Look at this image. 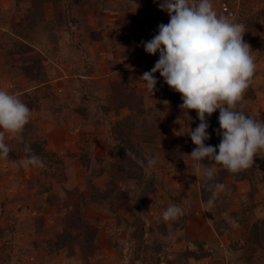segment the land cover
Wrapping results in <instances>:
<instances>
[{"label":"rangeland","instance_id":"1","mask_svg":"<svg viewBox=\"0 0 264 264\" xmlns=\"http://www.w3.org/2000/svg\"><path fill=\"white\" fill-rule=\"evenodd\" d=\"M41 1L27 0V4L19 5L17 0H0V88L25 95L35 88L44 91L50 86L54 98L64 100L67 108L63 107L59 117L49 114L47 102L45 108L49 112L44 116L41 105L35 107L33 104L29 123L45 140L52 163L59 159L72 165L75 179L66 183L68 194H63L57 205L45 203L46 206L39 209L38 203L45 197L41 194L43 163L40 167L25 166L26 157L19 152L22 148L17 138L5 133L10 154L8 159L0 160V264H63L66 260V264H140L129 261L127 251L131 247L136 256L139 225L146 240L158 234L149 230L157 220L172 231L166 240V254L158 264H169V260L178 258L188 247L196 251L198 247L193 241H204L203 248L210 254L199 261L192 257L188 264H244L249 257L256 264H264L263 248L253 251L247 240L252 225L264 219V180L255 182L243 172L225 174L221 181L224 190L206 195L202 191L206 178L194 168L185 152L189 146L190 154L195 145L182 139L189 127L194 129L198 125L196 111L189 110L194 119L188 120L184 110L174 106V98L180 94L170 89L158 72L155 73L154 94L140 79L158 59V53H146L141 44L157 32L156 26L149 21L157 15L155 12L160 14L159 20L154 19L155 25L160 20L165 24L169 21L167 13L159 9L158 0H136L137 9L130 0H79L81 9L71 11L66 25L60 24L66 20L56 12L54 0ZM59 2L64 3V0ZM220 2L234 6L237 22L245 24L244 40L253 51L256 64L252 82L239 102V110L264 120V0H213L216 11ZM30 9L41 17L36 29L25 28ZM31 29L41 34L34 39L35 43L26 39H33ZM95 29L104 37L96 35L99 38H93ZM82 39L85 42H81ZM68 46L72 50L64 56L63 51H68ZM90 56L97 59L91 78L108 89L106 93H98L102 100L94 98L84 103L88 109L84 117L75 108L82 103L79 85L89 78L84 66L86 57ZM145 56L149 57L148 61L144 60ZM122 71L137 73L138 81L131 90L141 93L139 110L146 127L151 130L154 127L158 136L157 125L162 126L168 138L144 149L145 158H155V164L148 167L139 162L143 171L138 181L119 179L117 194L105 201L111 204L108 206L103 200L92 199V188L105 190L109 186L110 164L117 160L111 149L118 144L128 149L130 143L139 140L127 133L124 145L113 134L114 124L131 113L129 108L118 105L121 92L130 91L126 84L115 80ZM108 103L112 109L104 113L103 106ZM217 113L218 110L211 119L218 122ZM217 137L215 133L213 138ZM84 156L88 158L87 166L82 164ZM132 157L137 161L134 153ZM260 163L263 167L264 158ZM209 167L213 168L215 176L221 175L222 165ZM126 190L129 192L127 198L123 196ZM72 194H81L86 204L78 201L79 196L74 200ZM209 199L213 201L211 205L207 203ZM172 203L180 204L185 214L175 220H164L162 212ZM80 211L83 213L78 217L80 225L68 229L75 236L69 240L74 254H70L67 247L57 249L55 241L64 234L63 229L70 227L66 226L64 218ZM228 220L230 229L225 228ZM216 221L225 223L219 222L217 226ZM95 232L99 245H88L87 235ZM108 243L114 244L113 248L104 247ZM107 252H116L117 262H111L114 255L104 256Z\"/></svg>","mask_w":264,"mask_h":264},{"label":"clouds","instance_id":"2","mask_svg":"<svg viewBox=\"0 0 264 264\" xmlns=\"http://www.w3.org/2000/svg\"><path fill=\"white\" fill-rule=\"evenodd\" d=\"M139 7L136 0H130ZM158 7L167 13L168 23L158 25L150 40L141 41L144 51L158 53L154 66L141 76L146 89L153 94L159 73L170 89L181 95L179 107L190 120L189 110L196 111L198 125L188 134L195 145L189 156L194 168L209 181L215 172L208 162L222 165L229 173L237 174L254 165V157L264 151V120L239 110L245 90L249 88L256 70L252 50L244 40L246 26L242 22L218 14L213 0H158ZM219 111V128L213 131L220 137L216 145L207 144L210 138L209 117ZM31 118V109L16 92L0 88V160L8 159L10 147L5 133L22 139L24 127ZM31 153L25 166H42V160ZM207 161V163H205ZM148 158L147 165L155 164ZM215 194L224 190L222 182L210 185ZM208 205L213 201L209 199ZM185 214L177 203L162 212L164 220H175Z\"/></svg>","mask_w":264,"mask_h":264},{"label":"trees","instance_id":"3","mask_svg":"<svg viewBox=\"0 0 264 264\" xmlns=\"http://www.w3.org/2000/svg\"><path fill=\"white\" fill-rule=\"evenodd\" d=\"M19 5L22 4H27V0H17ZM36 1V0H35ZM39 1V0H38ZM41 1V0H40ZM60 0H54V3L56 4V12L60 15H63L66 22H60L61 25L63 24H69V14L71 13L72 10H74L75 8L77 10L81 9L79 6V0H64L63 2H59ZM42 2V1H41ZM42 6V5H41ZM82 12H84L85 14H88V12L86 10H80ZM28 15L26 14V17H29V21L28 24H26L27 26L25 28H35L38 26V18H41L39 13L37 11H34L33 9L29 10ZM157 15H154V19L156 18V20L160 18V14H158L157 12H155ZM155 21V20H154ZM235 21H237V18L235 19ZM58 24V25H60ZM161 24V20L158 21L155 25V22L153 24V26H156L154 28L158 29V25ZM49 27H54L52 24L48 25ZM30 35H32L31 37H26V39L29 40V42H34L37 39L38 33L34 30L31 29L30 30ZM102 36L104 37V35L99 32L97 29L92 31V36L93 38H99L98 36ZM42 37V36H41ZM41 37H40V42H41ZM81 41V40H80ZM39 42V41H38ZM81 42H85L84 39H82ZM68 51H63L64 56H67L70 51L72 50V47L67 48ZM9 64L11 61H8ZM86 64H85V71L84 73L86 75H88L89 78H85L82 81V84L79 85L80 89H81V100L82 103L80 105H78L75 109L80 113H82L81 115L86 117L88 114V109L86 108L84 103H88L90 102L92 99H97L98 100H102L101 96H99V92H103L106 93V90L108 89V87L106 88L105 86H103L98 80L91 78L93 77L94 73H95V69L97 66V59L95 57H86ZM5 64V63H4ZM26 68L29 69L30 65H26ZM40 78V76H39ZM114 78H112L111 81H113ZM115 80H117L120 84L124 85L126 84L128 88V90L130 89V91H123L121 92V96H120V103L118 105L122 106L123 108L127 107L130 109L131 113L124 119L118 121L117 123L114 124V129H113V134L115 138H120V141H122L125 145V142L128 138L127 133H129L130 135H133L134 137L138 138V143H130V145H128V149H126L123 145H115L114 148L111 149V154H114L113 156L116 157V162H113L112 164H110V170L108 174L109 178V186L105 189V190H100L95 188H92V199L94 200H103V203H106V205L108 204L107 201L109 198H113V196H115L117 194L118 191V181L119 179H123V177L125 178H130L133 181H138V179L141 178L142 176V171H143V167H141L140 163H143L144 165H147V159L144 156V149L147 148V146L150 145L153 146L154 142H163L165 141L168 137L167 136V131L164 130L162 128V126L157 125L158 127L156 129H158V136L154 133V127L153 129H149L146 127L145 121L144 119L141 117L140 114V110L139 108L142 106V102L139 99L141 93H137V92H132V85L136 84V81H138L137 78V73H133L131 71H122L119 73V75L115 78ZM164 84V83H163ZM78 86V87H79ZM50 86H47V88L43 91L42 89H38L35 88L33 90H30L29 92L25 93V95L19 94L21 99L29 106V108H31V106H33V104L35 105V107L38 105H41L40 111L42 112V116L47 115L49 112V109L45 108V102L48 103V105L50 106V112L49 114L53 117H59V114L61 112L64 111L63 107H66V105H64L63 101L64 100H60L57 98H54L53 93L51 91V89L49 88ZM163 87V85H162ZM117 88V87H116ZM86 89V90H84ZM112 95V92H111ZM103 96V95H102ZM73 97V96H72ZM104 98L106 96H103ZM68 98V97H67ZM71 98V97H70ZM118 101V98L115 97ZM175 107H179V105L181 104L182 100H181V95H177L175 96ZM140 105V106H139ZM112 109L111 104H107L103 106V110L104 113H108L110 112ZM34 110V109H33ZM32 111V110H31ZM47 111V112H46ZM45 113V114H44ZM219 113V111H218ZM217 113V114H218ZM44 114V115H43ZM212 114H215L212 113ZM247 115L253 116L255 118L258 119L257 115H251L246 113ZM189 116L192 119H194V117H191V113H189ZM212 115L208 118L209 119V133H210V138L208 141H206L207 144H212V145H216L219 143L220 141V137L218 136L216 139H214L213 137L215 136V132L213 131L214 129H218L219 128V123L215 120L211 119ZM199 121V120H198ZM32 123H29V125H27L25 127V129L22 131V133H20V136L22 137V139H16V141L18 142V144L20 145V148H22L21 150H19L21 155H24L26 158L28 155H30L31 153H27L25 152V146H29L32 150V153L36 154L37 156H39V158L41 160H43V166H44V173L42 174L44 177V181H43V189L41 191V194L44 197L45 202L43 203V201H40L38 203V206L40 207L39 209H42V206L46 204L48 206H55L57 205L61 199L60 197L64 194H68L66 189H67V182H71L75 179V171L72 165H68L66 163H64L63 161H60L59 159H57L56 163H52V161L49 159L51 156V153H49L46 150V144H45V140L40 136L39 133H37L35 130L36 128L34 126L31 125ZM188 133L186 132L182 139H188L187 142H191V138L189 135H187ZM157 138V139H156ZM153 144V145H152ZM188 145V143H187ZM188 147H186L185 152L187 153V155L189 154L188 152ZM155 153L156 150L154 149ZM132 153L135 154L136 156V160L133 159L132 157ZM150 154H154L153 152H151ZM155 155V154H154ZM264 158V151L258 152L257 156L254 157V165L246 170H243L241 172L246 173L249 177V179L258 182L260 180H264V166L261 167V161ZM205 163H207V161H205ZM82 164L84 166H87L88 163V158L86 156L82 157ZM213 164H217L220 165L216 162H208V166L213 165ZM148 166V165H147ZM149 167V166H148ZM225 174H232L229 173L224 167L221 170V175L220 176H215L214 180L209 181L207 179H205L204 183L202 184V191L206 192L207 194H212V190L210 185L216 183V182H221L222 181V177ZM242 174V173H241ZM214 194V193H213ZM122 195V194H121ZM70 196V195H69ZM74 200L79 196L78 201L81 202V204H86V199L85 197H83L81 194L73 195ZM125 198H127L129 196V192L128 190H126L124 192L123 195ZM76 197V198H75ZM122 198V197H121ZM123 199V198H122ZM124 200V199H123ZM126 201H124L123 203H125ZM43 203V204H42ZM46 203V204H45ZM111 204H108V206ZM111 214L113 212V210L111 209ZM73 214V213H72ZM83 213L77 212V215H73L71 217L70 214H67V218L65 217L64 220L67 221L65 224L66 226L69 225L70 227H67L65 229H63V233L62 235L57 236V240L55 241V245L57 246V249H63V248H68V250L70 251V254H74L71 247L69 246V240L72 239L73 237H75L74 235H72L71 233H69L68 229L77 227L78 225H80L81 221L79 220V216H81ZM225 222L227 221L226 219H224ZM222 220V221H224ZM214 221V220H213ZM222 221H216V224H218L219 222H221L222 224L225 222ZM226 225V229H230V224H229V220L227 223H225ZM153 227H150L149 230H154L156 231L158 234L148 240L144 239V232L143 229H140V227H142L141 225H139L138 227V247H137V253L136 256H133L132 251L130 250L131 247H129V250L127 251V258L130 260H132L133 263H140V264H158L160 261V258L166 254V252H164L165 248L168 246V241H166L169 236V233H171L172 231L170 229L167 230V227L165 225L164 222L157 220V222L155 223V225H152ZM219 226V224L217 225ZM219 230V229H218ZM153 231V232H154ZM220 231V230H219ZM221 232V231H220ZM97 232L95 233H89L88 236V245H91L92 243L95 245H99L98 242V238H97ZM163 236V237H162ZM165 237V238H164ZM248 242L250 243V245L253 247V251H256L257 249L263 248L264 250V219H261L259 221H257L256 223H254V225H252V227L250 228V231L248 233ZM192 242V241H191ZM195 243L197 244V249L196 251H193L190 247H188L184 253H182L178 258H175L173 260H169L167 263L169 264H188V260L190 258L193 257V259L195 260H202L204 257H206L207 255H209L210 251H206L203 248V245L205 246L206 243H204V241H193L192 244ZM114 244L108 243L106 244L104 247H108V248H113ZM121 249L125 248V245L123 247H120ZM203 248V249H202ZM255 253V252H254ZM135 254V253H134ZM256 255V253H255ZM139 258H142V260L140 261ZM261 261V258H259ZM258 259V261H259ZM257 261V262H258ZM256 264V262H253L252 257H249L247 259V262H244V264ZM111 264V263H108Z\"/></svg>","mask_w":264,"mask_h":264},{"label":"built area","instance_id":"4","mask_svg":"<svg viewBox=\"0 0 264 264\" xmlns=\"http://www.w3.org/2000/svg\"><path fill=\"white\" fill-rule=\"evenodd\" d=\"M217 13L218 14H223L225 16H228L230 19L235 20L236 19V15H237V11L234 8V6H232L230 3L228 2H220L217 8ZM154 19L150 20L149 23L150 24H154ZM145 61L149 60L148 56H145ZM155 92H153L154 94Z\"/></svg>","mask_w":264,"mask_h":264},{"label":"crops","instance_id":"5","mask_svg":"<svg viewBox=\"0 0 264 264\" xmlns=\"http://www.w3.org/2000/svg\"><path fill=\"white\" fill-rule=\"evenodd\" d=\"M115 253L116 252H107L106 254H104V256H106V257H109V255H114V257H113V259H111V262L113 261V260H115L116 262H117V257L115 256ZM116 257V258H115ZM86 260V258L84 259V261ZM67 261V260H66ZM66 261L63 263V264H66ZM92 263L94 262V261H91Z\"/></svg>","mask_w":264,"mask_h":264}]
</instances>
